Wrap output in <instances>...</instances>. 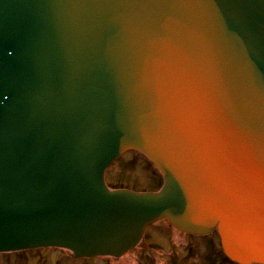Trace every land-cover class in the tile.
<instances>
[{
	"label": "water",
	"instance_id": "1",
	"mask_svg": "<svg viewBox=\"0 0 264 264\" xmlns=\"http://www.w3.org/2000/svg\"><path fill=\"white\" fill-rule=\"evenodd\" d=\"M24 3L37 31L14 36L31 47L7 52L0 36V115L14 130L0 143V251L115 255L167 218L190 232L217 221L233 260L263 264L264 0ZM29 54L46 77L17 76L18 105L33 101L16 108L6 65ZM131 148L158 167L160 193L103 189V164Z\"/></svg>",
	"mask_w": 264,
	"mask_h": 264
},
{
	"label": "rangeland",
	"instance_id": "2",
	"mask_svg": "<svg viewBox=\"0 0 264 264\" xmlns=\"http://www.w3.org/2000/svg\"><path fill=\"white\" fill-rule=\"evenodd\" d=\"M108 169L107 178L112 186L153 191L161 185L156 169L145 158L133 154L126 155ZM146 235L145 246L129 252L130 258L124 263L118 258L99 256L77 260L60 249H29L0 253V264H231L223 261L215 236H194L188 242L185 240L178 244L172 239L171 232L162 226L148 228Z\"/></svg>",
	"mask_w": 264,
	"mask_h": 264
},
{
	"label": "bare ground",
	"instance_id": "3",
	"mask_svg": "<svg viewBox=\"0 0 264 264\" xmlns=\"http://www.w3.org/2000/svg\"><path fill=\"white\" fill-rule=\"evenodd\" d=\"M133 154L136 157L139 158H145L146 161H148V163L150 165H152L156 171H157V175L160 177L161 180V185L157 190H153V191H148V190H144L142 191V189H137V188H129L127 186H123V188H119L117 186H112L111 183L109 182V179L107 178V170H109L108 168L112 167L114 164H118L119 162L122 161V158L125 157L126 155H131ZM101 173H100V179H101V183H102V187L103 189L112 192V193H119V194H128V195H139V196H153L155 194H158L162 191L163 189V176H161L160 171L158 169V167L155 166V164L153 163L152 160H150L148 157H146L143 153H140L139 151H137L134 148L131 149H123L122 151L116 153L115 155H113L110 160H108L107 162H105L103 164V166L101 167ZM214 226L213 229H211L210 231H204V232H190L187 230H182L180 228H178L175 224H172L167 218H162V219H156L152 222H149L145 225V227L141 230V232L138 235V238L136 239V241L128 248H126V250H124V252L122 251L121 253L112 255V254H107V255H98L99 257H103V258H118L120 259L121 262H125V260L128 258H130L129 256V252H133V250H136V248H141L143 246H145V242H146V232L148 228H153L155 226H162L164 228H166L167 231L171 232L172 234V239L174 240L175 243L179 242H183L186 240V242H188L189 239H191L190 237H194V236H200V237H210L213 238L214 236L217 237V241H219V246H218V251H220V253L222 254V258L223 261H227L231 264H262L259 262H254V263H241L237 260H233L227 253V251H225L224 248V244L222 241V237H221V232H220V228H219V223L217 221H214ZM161 234V233H160ZM166 234V233H165ZM187 238V239H186ZM190 243V242H189ZM26 249H30V250H39V249H57V250H61L63 253L67 254L69 256H72L75 259H83V260H88L91 258H97L98 256H75L72 255L68 249L61 247V246H39V247H29ZM190 249V248H189ZM264 264V263H263Z\"/></svg>",
	"mask_w": 264,
	"mask_h": 264
}]
</instances>
